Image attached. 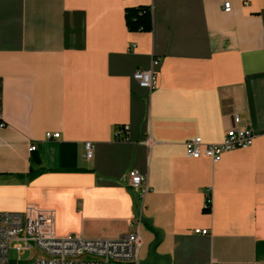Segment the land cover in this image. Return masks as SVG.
<instances>
[{
    "label": "crops",
    "instance_id": "crops-1",
    "mask_svg": "<svg viewBox=\"0 0 264 264\" xmlns=\"http://www.w3.org/2000/svg\"><path fill=\"white\" fill-rule=\"evenodd\" d=\"M142 5L152 30L129 31ZM153 57L149 91L133 73ZM236 125L250 146L186 156ZM31 205L58 237L117 239L140 214L139 264H264V0H0V212Z\"/></svg>",
    "mask_w": 264,
    "mask_h": 264
},
{
    "label": "built area",
    "instance_id": "built-area-1",
    "mask_svg": "<svg viewBox=\"0 0 264 264\" xmlns=\"http://www.w3.org/2000/svg\"><path fill=\"white\" fill-rule=\"evenodd\" d=\"M224 11L231 10L229 1L223 4ZM160 59L153 57L149 69H137L133 78L140 86L152 91L157 86L155 68ZM239 123L240 117H234ZM128 125H122L116 132L118 140H127ZM59 132H46V138H59ZM254 134L248 127L236 125L228 129L223 139L217 143H206L200 137H194L184 142L185 154L190 158L207 157L218 161L222 154L229 150L245 148L252 144ZM150 145V140H146ZM35 144H30L28 150L34 151ZM85 156H93L91 142H85ZM128 185L140 194L143 203L144 195L150 190L147 176L137 169L127 173ZM206 198L204 208L210 205ZM132 230L117 239H90L79 235L58 237L54 231V213L52 210L36 206H28L23 211L0 212V264H139V254L142 244L139 214L131 222ZM195 233L208 234V228H196ZM17 252L16 262L11 263L9 251ZM28 252L29 257L22 260L20 255Z\"/></svg>",
    "mask_w": 264,
    "mask_h": 264
},
{
    "label": "trees",
    "instance_id": "trees-1",
    "mask_svg": "<svg viewBox=\"0 0 264 264\" xmlns=\"http://www.w3.org/2000/svg\"><path fill=\"white\" fill-rule=\"evenodd\" d=\"M124 20L129 31H151L152 30V11L150 6H134L124 9ZM122 126V125H121ZM121 128V127H120ZM33 152V151H32ZM32 162L40 163V157L36 154L32 157ZM40 170H34L32 167L28 173V177L35 176ZM210 205V199L207 200ZM205 212L210 211V206L204 209Z\"/></svg>",
    "mask_w": 264,
    "mask_h": 264
},
{
    "label": "rangeland",
    "instance_id": "rangeland-1",
    "mask_svg": "<svg viewBox=\"0 0 264 264\" xmlns=\"http://www.w3.org/2000/svg\"><path fill=\"white\" fill-rule=\"evenodd\" d=\"M9 257H10L11 263H14L17 260L18 254H17V252L15 250L10 249ZM20 257L22 258V260H26L29 257V253L25 252L22 255H20ZM26 264H30V262H26Z\"/></svg>",
    "mask_w": 264,
    "mask_h": 264
}]
</instances>
